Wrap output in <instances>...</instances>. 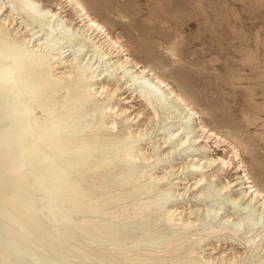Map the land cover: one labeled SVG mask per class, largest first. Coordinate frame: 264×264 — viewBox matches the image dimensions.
I'll use <instances>...</instances> for the list:
<instances>
[{
  "label": "rangeland",
  "instance_id": "1",
  "mask_svg": "<svg viewBox=\"0 0 264 264\" xmlns=\"http://www.w3.org/2000/svg\"><path fill=\"white\" fill-rule=\"evenodd\" d=\"M38 1L51 8H56L58 6L56 3L60 2ZM81 2L92 17L119 39L131 57L158 71L164 79L179 89L201 119L228 138L235 148H218L212 141L210 144L199 140L191 151H182V146L175 143L176 137L165 139L162 130L157 127L160 114L154 118L155 121L152 120L151 109L145 108L141 102L135 100L133 103L126 102L119 98L120 95H116L123 90L116 91L112 98L103 94L102 97L95 99L90 91L84 101L98 100L100 106L95 110L98 115L106 110L105 106L109 103H114L119 108L126 107L133 113L132 117L138 110L140 115L134 121H130L134 124L132 127L150 128L148 134L145 131L141 132L143 138L139 140V145L142 151L145 150L149 154H154L155 151L166 153L157 171L171 169L173 172L165 181L158 183L152 193L146 194L143 192L142 181L139 182L136 177L124 174L123 170L113 173L112 168L104 165L107 157L84 169L69 163L66 170L78 172L71 184L81 183L84 189L68 196L44 193L37 197L35 204L38 210L42 212L50 209L58 217L59 224H67L74 229L99 221L109 222L111 229L107 234L110 236L103 238V232H98L95 236L76 233L75 242L78 246L63 243L64 248L69 251L60 258L53 259V262L200 264L204 262L203 256L224 250L226 253H236V260L226 264H264V210L259 211L260 219L256 226H248L241 222L234 234L221 231L211 224L209 218L199 220L198 225L193 228L187 230L183 228L169 234L172 227L168 225H173L174 221L168 220L163 214H156L153 206L142 210V213L132 220L127 217L117 221L101 214L106 207L121 212L123 216L132 214L137 209L136 204L148 201L151 194L173 186L177 192L185 190V195L181 197L171 195L170 204L179 206L191 219L199 217L203 204L212 201L218 205L225 204V197L228 195L234 197L237 203L257 205L250 201L248 196L243 195V185L238 178L240 174L234 165L221 166L215 162L209 167L201 166L205 165L206 154L213 159L219 155L226 160L234 159V162L237 159L235 154H239L251 179L264 190V0H81ZM0 5L3 14L11 12L14 18L10 25L5 27L0 25L1 33L6 32L7 39L20 45L18 37L22 34L28 37L36 24L25 26L28 22L27 17L16 5L13 9L10 0H0ZM62 10L68 22H73L71 24L74 26L80 25L70 7L65 6ZM46 29L49 30L46 45L51 49V54L55 52V46L52 44L55 31L51 27ZM60 45L67 46V43L61 42ZM88 46L87 43L84 52L93 50ZM79 59L80 55H77L73 65H78ZM96 66L98 70L103 71L104 77L107 76L103 82L110 86L115 85L117 76L106 70V64L100 61ZM47 70L50 77L58 76L59 69L52 66ZM69 107L74 109L70 103ZM40 115L36 112L35 124L40 126L41 133H46ZM72 116H76V113L71 114ZM91 116L92 112L84 115L80 121L88 120ZM113 117L112 112L105 113L99 124H95L98 127L91 126L84 134L90 138H93L94 133L107 136V121ZM148 122L152 124L149 125ZM78 124L77 121L70 124L72 134L79 133L75 130ZM121 127L119 124V129ZM110 131L113 135L117 134L116 129ZM196 135L197 132L191 133V136ZM150 136L154 137V140ZM158 143L161 145L158 146ZM189 143L192 144L186 142ZM203 145H210L215 151H209ZM104 152L94 148L91 155L99 157ZM122 152L123 150L120 151ZM66 153L56 155L53 163L61 162V157ZM200 158L202 160H199ZM178 166H181V169H178ZM195 177H201L196 185L193 184ZM209 181L212 185L207 191L193 197V193ZM226 182L230 183L222 191L214 187ZM85 195L89 199H86ZM197 207L200 209L197 210ZM82 209L86 213V218L81 219L78 213ZM223 211L228 212L229 209L225 207L221 213ZM45 220L51 223L48 218ZM166 226L167 229L164 230ZM245 230H251L249 235L257 236L256 243L242 242L246 236ZM215 234L221 238L209 237ZM204 242L207 244L204 245ZM84 245H95L97 249L88 251Z\"/></svg>",
  "mask_w": 264,
  "mask_h": 264
},
{
  "label": "bare ground",
  "instance_id": "2",
  "mask_svg": "<svg viewBox=\"0 0 264 264\" xmlns=\"http://www.w3.org/2000/svg\"><path fill=\"white\" fill-rule=\"evenodd\" d=\"M10 2L13 9L16 5L27 17L29 23H25V26L31 23L36 25L33 26L35 28L28 37L24 34L18 37L20 45L7 39L6 32L2 34L0 30V262L2 264H55L53 259L60 258L69 251L64 248L63 243L78 246L75 242L76 233L95 236L98 232H103V238L110 236L107 234L111 229L109 222L99 221L96 224L74 229L67 224H59L58 217L50 209L42 212L38 210L35 204L37 197L44 193L68 196L84 189L81 183L71 184L75 181L78 172L66 170L67 165L76 164L79 165V169H84L107 157L104 165L112 168L113 173L123 170L124 174L136 177L139 182L142 181L143 192L146 194L152 193L157 184L165 181L173 172L171 169L164 172L157 171L166 153L155 151L154 154H149L145 150L142 151L139 145V140L143 138L141 132L145 131L148 134L150 128L132 127L134 124L130 121H134L140 115L138 110L132 117L133 113L126 107L119 108L116 104L109 103L105 106L106 110L98 115L95 112L100 106L98 100L84 101L90 91L95 99L102 97L103 94L112 98L116 91L123 90L116 95H120L119 98H123L126 102L133 103L134 100L141 102L145 108L151 109L152 120L160 114L157 127L162 130L165 139L176 137L175 143L182 146V151L192 149L199 140L210 144L212 141L218 148H235L228 138L209 127L201 119L179 89L164 79L158 71L131 57L119 39L111 35L101 22L89 14L81 0H60L56 3L58 5L56 8L44 6L38 0H10ZM65 6L74 11L79 26H74L71 24L73 22L70 23L65 19L62 10ZM13 20L12 13L3 14L0 5V25L8 26ZM47 27L55 31V38L52 41L55 52L51 54V49L46 45L49 35ZM61 42L67 43V46H61ZM87 43L93 50L84 52ZM63 53L66 54L61 56ZM77 55H80L79 64L73 65ZM100 61L106 64V70L117 76L115 85L110 86L103 82L107 76L104 77L103 71L98 70L96 66ZM52 66L59 69L57 77L48 75L47 69ZM69 103L74 106L73 110L69 107ZM36 112L41 114V124L46 129V133H41L40 126L35 124ZM90 112H92L90 119L80 121ZM108 112H112L114 117L107 121V136L94 133L93 138H90L84 134L91 126L98 127L95 124H99L100 118ZM73 113H76V116L71 117ZM75 121L79 122L75 128L78 134H72L69 129L70 124ZM119 124L122 126L120 129ZM148 124L152 123L148 122ZM111 129H116L117 134L113 135ZM192 132H197V135L191 136ZM150 138L154 140V137L150 136ZM188 141L192 144H186ZM203 147L215 151L210 145ZM94 148L105 152L95 157L91 155V150ZM67 151L69 153H66ZM59 153L66 154L61 157V162L55 164L54 159ZM116 154L118 156H115ZM205 158L207 160L204 161L205 165L201 166L203 168L215 162L221 166L234 165L233 167L240 174L238 178L243 185V195L248 196L250 201H254L257 205L237 203L234 197L228 195L225 197V204L218 205L212 201L203 204L202 209L197 207V210L200 209L199 217L191 219L179 206L170 204L171 195L177 197L185 195V190L177 192L176 187L173 186L151 194L148 201L136 204L137 209L132 214L123 216L121 212L112 210L111 207H106L101 214L117 221L127 217L132 220L140 215L142 210L153 206L156 214H163L168 220L174 221L173 225H168L172 227L169 234H174L179 229L193 228L198 225L199 220L206 218H209L211 224L221 231L231 234L239 229L241 222H245L248 226H256L260 219L259 211L264 210V190L251 179L239 154H235L237 158L235 162L234 159L226 160L219 155L213 159L206 154ZM192 165L199 166V164ZM180 167L178 166V169H181ZM200 180L201 177H195L193 184L196 185ZM229 183H219L214 187L222 191ZM210 185H212L211 181L202 185L193 193V197L207 191ZM85 198L89 199L87 195ZM49 200L51 201V198ZM225 207L229 211L221 213ZM78 216L81 219L86 218L84 209L78 213ZM45 218H48L52 224L47 223ZM163 229L166 230L167 226ZM250 231L245 230L243 243L257 242V236L249 235ZM209 237L221 238L216 234ZM205 244L207 243L204 242ZM83 247L88 251L97 249L95 245ZM203 258L204 262L200 264H226L236 260V253H226L222 250Z\"/></svg>",
  "mask_w": 264,
  "mask_h": 264
}]
</instances>
